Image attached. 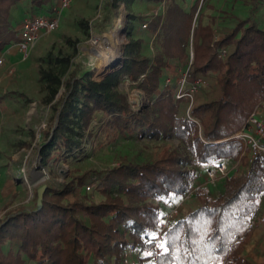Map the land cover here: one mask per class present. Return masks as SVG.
<instances>
[{
	"label": "trees",
	"instance_id": "trees-1",
	"mask_svg": "<svg viewBox=\"0 0 264 264\" xmlns=\"http://www.w3.org/2000/svg\"><path fill=\"white\" fill-rule=\"evenodd\" d=\"M260 1L234 0L246 6L249 15L242 18L223 9L204 23V0H193L188 8L165 0L162 14L141 21L154 37L153 56L142 54L139 39H130L118 67L99 79L74 65L70 56L47 53L39 59L49 115L37 151L40 165L67 162L83 152L87 142L96 146L119 138L173 136L189 155L173 149L140 162L122 157L117 166L71 176L60 190L47 187L41 197L37 194L34 206L10 212L0 221V264H125V251L136 248L142 249L140 260L145 263L159 223L171 208L166 209V203L174 206L190 192L183 202L190 198L195 204L164 230L156 264H253L244 250L264 192V156L249 162L246 155L239 157V141L221 140L240 130L264 105V28L255 21ZM46 3L0 0V52L17 41L26 14L47 13L56 5ZM128 18L132 34L133 23L141 18ZM78 24L85 31V22ZM186 69L189 85L200 80L188 115L183 110L190 100L175 97V79ZM164 72L171 77L169 85L163 83ZM124 78L136 82L149 105L139 110L130 106L120 87ZM98 114L95 131L91 126ZM228 161L238 163L222 180V191L211 195L195 185L191 165L209 169ZM88 184L92 191L85 189ZM67 195L74 200L67 201Z\"/></svg>",
	"mask_w": 264,
	"mask_h": 264
},
{
	"label": "rangeland",
	"instance_id": "rangeland-1",
	"mask_svg": "<svg viewBox=\"0 0 264 264\" xmlns=\"http://www.w3.org/2000/svg\"><path fill=\"white\" fill-rule=\"evenodd\" d=\"M58 1L47 0L46 4L47 6L55 5ZM122 1H119L117 5L112 4V0L70 1L69 7L62 11L57 28L43 35L45 41L39 42L31 58H26L19 65L7 63L0 66V221L10 212L34 206L40 188H44L42 195L47 187L60 190L71 176L82 174L89 169L100 171L117 166L122 157L140 162L142 159H157L166 151L173 149L189 155L184 145L173 136L162 139L119 138L109 144H96V146L93 142H87L83 152L74 154L73 158L67 162L59 160L46 166L39 163L37 151L43 139L41 132L47 128L49 118L47 103L44 101L45 92H43V85L38 77L40 58L45 57L47 53H50L52 57L70 56L74 65L86 67L92 71L94 79H99L101 73L111 69L112 66L118 67L124 59V48L130 39H139L142 54L148 57L153 56L154 37L151 33L145 32L147 28H141L144 23L141 21L150 19L148 15H152L153 7L157 8L160 3L147 0H134L131 3L127 0ZM192 1L177 0L185 8H188ZM260 4V9L255 12V21L261 28H264V0L257 3V5ZM149 5L153 6H150L151 13H148ZM228 8L230 12L241 15L242 18L249 15L247 7L234 0H204L203 10L206 14L204 23L208 20L207 16H217L218 10ZM162 12V9H159V13L162 14ZM130 13L141 18L133 23L132 34L127 29ZM194 20L192 26L195 25ZM79 21L85 22V31L79 26ZM68 39L70 42H67ZM188 51L189 58L192 59L190 57L191 54L193 55L191 43ZM3 52L4 50L0 53ZM119 55L120 58L116 63L114 61L111 67L103 68L106 62ZM166 75L164 72L165 77ZM120 87L127 100L133 101L138 107L135 110L150 104L136 84L124 81ZM19 93H23L26 98L20 97ZM197 95L198 93L192 98L194 102L197 100ZM190 102L183 110L187 115L191 107ZM260 113L264 119V110ZM100 118L101 115L98 114L93 120L91 129L95 131L98 129ZM90 141H93L92 138ZM235 163L228 161L225 164L229 170H232ZM190 167L195 169L193 176L195 185L201 187L203 192L216 195L222 191V180L225 177L216 183H206L205 174L208 168L205 165H191ZM215 167L216 165L211 168ZM88 185L90 188L85 187V189L92 191L93 186ZM66 198L67 201H73L74 195H67ZM194 204V199L185 200L180 206L179 213L181 214V211L185 213L189 208H193ZM172 206V203H166L165 208ZM251 222L253 234L245 247V258L253 264H264V199L262 195L259 200V209L253 215ZM26 264L34 263L27 262ZM140 264L152 263L147 260L145 263L141 261Z\"/></svg>",
	"mask_w": 264,
	"mask_h": 264
},
{
	"label": "built area",
	"instance_id": "built-area-1",
	"mask_svg": "<svg viewBox=\"0 0 264 264\" xmlns=\"http://www.w3.org/2000/svg\"><path fill=\"white\" fill-rule=\"evenodd\" d=\"M70 1L71 0H59L50 12L39 13L33 16L28 15L22 19L18 30V39L11 45L15 46L22 53L24 60L28 57L30 49L35 45V43L42 34L49 33L57 28L62 11L69 7ZM164 7L165 0L160 3V7L154 13H152V15H149L150 19L159 15V9H162L163 11ZM147 25L148 23L144 22L142 23L141 28H146ZM190 57L192 58V54L190 55ZM2 65H4V57L2 54H0V66ZM187 76V69L179 70L178 75L175 79L177 85L175 97L177 99L188 98L191 101V106L193 95L199 90L200 80H196L195 82L189 85L187 81ZM124 81H128V79L124 78L123 82ZM171 82V77L167 76L165 78L164 85H169L171 84ZM133 84H136V82H134ZM129 103L133 109L138 108L135 106L133 101ZM262 108H264V105L257 107L255 111L247 118L245 125L237 133L231 135V137L229 138L224 139H235L239 141L243 149L241 156L246 155L249 162H251L255 157L259 155L264 156V120L259 115V110ZM237 163L238 161L234 164V166H236ZM229 171H231V169L229 170L228 166L225 163L217 164L214 169L209 168L205 174L206 183H216L217 181L226 177L229 174ZM190 194L191 192L187 194L185 198L189 197ZM262 199H264V192L262 194ZM183 200H181L175 206H172L168 211H166L159 223V228L151 240L150 248L147 253L149 257L148 261L152 264H156L158 255L161 252L160 242L162 239L163 232L170 224L172 219L175 218L179 213V209ZM141 255V248H136L134 250H126L124 253L123 261L125 264H140Z\"/></svg>",
	"mask_w": 264,
	"mask_h": 264
},
{
	"label": "crops",
	"instance_id": "crops-1",
	"mask_svg": "<svg viewBox=\"0 0 264 264\" xmlns=\"http://www.w3.org/2000/svg\"><path fill=\"white\" fill-rule=\"evenodd\" d=\"M72 1V0H71ZM58 3V2H57ZM56 3V4H57ZM154 3V2H153ZM157 3V2H156ZM259 4V3H258ZM150 6L151 5H149V12L148 13H151L152 11H153V13L160 7V6H158L157 8L156 7H153V6H151V7H153V10L150 12ZM260 7H261V4L260 5H257V10L258 9H260ZM228 11L226 12L227 14L229 13V14H232L233 12H230V9L228 8L227 9ZM222 12V9H220V10H218V14L217 15H219V13H221ZM148 13H147V15H148ZM130 14H132V13H130ZM222 14V13H221ZM135 15V14H134ZM149 16V15H148ZM64 18V17H63ZM43 35L44 34H42L40 37H39V39L37 40V42L35 43V45L30 49V52H29V55H28V57L27 58H31V56H32V54H34V52H35V47H37L38 45H39V42H44L45 41V38L43 37ZM1 54V53H0ZM2 55H3V57H4V65L5 64H16V65H19V64H21V62H24V59H23V55H22V53L15 47V46H13V45H10V46H8L7 48H5L4 49V52L2 53ZM21 56V57H20ZM261 110H264V108H262V109H260L259 110V115L261 116V117H263L262 116V114L260 113L261 112ZM264 120V119H263Z\"/></svg>",
	"mask_w": 264,
	"mask_h": 264
},
{
	"label": "water",
	"instance_id": "water-1",
	"mask_svg": "<svg viewBox=\"0 0 264 264\" xmlns=\"http://www.w3.org/2000/svg\"><path fill=\"white\" fill-rule=\"evenodd\" d=\"M43 190H44V188H43V187H42V188H40V189L38 190V196H39V197H41Z\"/></svg>",
	"mask_w": 264,
	"mask_h": 264
},
{
	"label": "bare ground",
	"instance_id": "bare-ground-1",
	"mask_svg": "<svg viewBox=\"0 0 264 264\" xmlns=\"http://www.w3.org/2000/svg\"><path fill=\"white\" fill-rule=\"evenodd\" d=\"M119 34H121V32H120ZM117 61H118V59H117L114 63H116ZM114 63H112V65H113ZM110 67H111V65H110Z\"/></svg>",
	"mask_w": 264,
	"mask_h": 264
}]
</instances>
